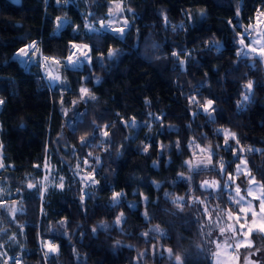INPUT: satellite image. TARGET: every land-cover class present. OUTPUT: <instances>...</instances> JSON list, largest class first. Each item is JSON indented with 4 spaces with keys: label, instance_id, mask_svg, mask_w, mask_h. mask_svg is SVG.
<instances>
[{
    "label": "trees",
    "instance_id": "16d2710c",
    "mask_svg": "<svg viewBox=\"0 0 264 264\" xmlns=\"http://www.w3.org/2000/svg\"><path fill=\"white\" fill-rule=\"evenodd\" d=\"M114 2L119 0H0V180L14 193L4 201L17 206L14 213L0 207V244L22 228L27 253L20 264H156L155 241L144 236L153 224L169 240L159 251L172 249L170 261L179 255L183 264H211L213 241L233 239L231 231L219 234L232 205L228 175L234 177L243 159L264 183V65L257 54L241 52L239 43V34H247L264 11V0H122L128 23L122 35L99 25ZM59 18L66 21L60 30ZM32 43L61 61L62 81L52 89L38 65L26 69L13 60ZM72 44L91 50V63L81 70L65 64ZM81 88L96 99L83 102ZM209 99L211 116L200 107ZM168 130L176 134L171 156L154 148L168 141ZM82 136L90 146L81 144ZM198 147L212 150V163L178 179L179 154ZM116 150L120 156L111 159ZM76 164L97 181L85 196L72 171ZM210 178L218 190L201 187ZM247 178L236 180L242 185ZM164 182L172 188L159 193ZM114 193L121 194L117 202ZM178 197L184 198L178 201L182 210ZM82 211L95 222L121 217L117 237L100 236ZM132 237L137 239L130 244ZM43 241L58 245V252H48Z\"/></svg>",
    "mask_w": 264,
    "mask_h": 264
},
{
    "label": "rangeland",
    "instance_id": "374dc122",
    "mask_svg": "<svg viewBox=\"0 0 264 264\" xmlns=\"http://www.w3.org/2000/svg\"><path fill=\"white\" fill-rule=\"evenodd\" d=\"M116 3L117 2L113 3L112 9H111L113 11V14H109V17L106 20L100 22L99 25H100V27L103 30H107V31H109V32H111L113 34L121 35L119 32L112 31L111 28L107 27V25L109 24L110 21L112 22V27L113 28L125 27V25H124L125 18L122 17L123 11H119V12L115 11ZM259 13L256 15V17L259 15ZM256 17H255V19H256ZM261 19H264V17H262ZM57 23H58V20H57ZM102 25H104V26H102ZM127 26H128V23H127ZM256 30L257 31L264 30V25L259 26ZM254 36H255V31L253 32V36L252 37H250L248 35V33L245 34L244 35L245 43L246 44H251V40H252V38ZM33 44H36V43H33ZM253 46L259 47V45H253ZM37 49H38V47H37ZM240 49H241V52H243V53L248 52L247 48H245L241 44H240ZM73 51L74 50L72 49V52ZM248 53H252V52H248ZM252 54H254V53H252ZM76 55L79 56L80 60L82 61L79 64V66H77V68H82V65L85 62L89 63L87 60L84 59L83 56H81L80 52H78V54L76 53ZM75 58L76 57H73V59H75ZM18 61L21 63V65L24 68L27 69L28 65H33V64L34 65H39L40 61H41V63H43L44 60H41L40 54H39V49H38V51L30 50V54H29L28 58H25L24 56H20L18 58ZM65 64L67 66L73 67V68L76 66V65H69L67 63V61L65 62ZM263 65H264V63H263ZM59 66H60V64H56V63L52 62L51 60H46L43 63L44 71H45V73H48V83H49L50 88L51 87H55L56 85H58L62 81L61 76H60V74L58 72ZM98 71L99 70L95 69V72H98ZM49 74H51L53 76H55V75L60 76V80L59 81L50 80L49 79ZM65 100H66V94L62 93L60 95L59 105L61 106L64 103ZM86 100H88L87 97H85L82 101L84 102ZM83 102L80 103V105H79L80 108L83 107ZM167 134L169 136L168 141L163 143V144H161V145H159V146H154V148L159 150V151H161V152H165L168 156H171V155L176 153L175 145H174V139L176 138V134H175L174 130H168ZM228 137H230V136H228ZM201 149H204V148L198 147V149H196L190 155L179 154L181 159H182V162L179 165L180 172H179L178 179L191 178L192 173H197L199 171H202V170L206 169L209 166V164H207V166L205 167V164L201 163V161H206V158H207L206 154H208L207 149L205 151H203V152L201 151ZM119 156H120V153H119L118 150H116L111 155V159H116ZM186 161H191L193 165H199V166L190 168L189 164H187ZM243 162H244V160L241 159L235 165L234 177H233L235 183H233V191H232V194L229 195V199H230V197H236V199H239V197L236 196V193L234 191L236 185H239L240 188H241V195L245 196V201L242 202V203H244L245 206H246L247 201H251V203L255 206V205L259 204V200L255 199V197L259 196L260 193L259 192H254L252 196H248L247 192H246V189H248L249 187L255 188L256 185H249L248 184L249 177L247 178L246 184H242V185L238 184L237 180H236V178L240 174H244L243 172H241L239 175H237V165H240L241 169H244L245 167L247 168V165L245 166V164ZM0 164H1V158H0ZM163 164H164V161L161 164V166ZM77 166H78V164H76L72 168V171L75 174V176L79 179V181L81 183V188H82V195L85 196L86 195V187L88 185H91V184H94V183H91L87 179L88 176L86 174H84V172L80 169V167H77ZM2 169H3V167H0V170H2ZM181 174H183V175H181ZM245 176L247 177V175H245ZM213 180L214 179L210 178L209 182H211ZM203 181H207V180L206 179L201 180L200 184ZM42 182H44L43 179H42ZM171 188H172L171 184H169L167 182H164V183L158 185V190H159L158 192L162 193L164 190L171 189ZM175 190H176V192L179 195L183 193V191L181 189L176 188ZM13 194L14 193L11 190L8 182L6 180H0V204H2L4 207H7L8 209L15 208V211H16L17 210V206H16L15 203H10V202H5L4 201V199L11 198L13 196ZM230 202L232 203L231 206L236 208V211H232L231 210V208H232L231 206H230L229 209L235 214L237 212V209L240 207V205L235 204L231 199H230ZM145 203H146V199L142 198L141 212H142V215L144 216V218L146 220H149L150 219L151 209L148 206H146ZM256 210L258 211L259 209L257 208ZM11 213H13V212H11ZM145 213H147V216H145ZM239 215L242 217L241 223H243L244 222L243 221L244 213H239ZM81 216L83 218H85V219H89L90 224L92 226H94V228L96 229L97 233L100 236H102L104 238H108V237L109 238H116L117 237V232H118V228H119V224L116 223L117 219L113 220V221H110V222H95L94 220H92L88 216V214L86 212H83V211L81 212ZM225 216H226V219L228 221L227 223L235 225L237 230H238V232H239V225L236 224L235 219L233 218V219L229 220L227 218L226 214H225ZM119 218L121 220V217H119ZM248 219L249 220L252 219L250 212L248 213ZM157 228L159 229V231L156 230ZM149 230H150V233H147V235L144 234V236L151 237L155 241L154 245H153V251L155 253L154 257H155L156 264H177V261H175V260H171L170 261L169 253H168L167 250L164 251L163 253H160V251H159L160 248L163 247V245L166 244L169 241L164 236L162 228L160 226H155V225L152 224L150 226ZM254 234L257 235L256 232H253L251 234V236L249 237V239H251L254 242L255 246H256L254 248H248V247H245V246H241V247L237 248L234 241L235 240H243V239H245L243 236H240V235H236L233 239L228 240V243H229V245H231V247L225 246L227 251L223 252L221 254L220 258H219L220 261H221V264H247L248 259H250L253 262H256V264H261V261L259 260V258H263L264 259V251H261L260 253H258L256 255H252L250 257H246L247 253L255 252L256 248L261 247V244L264 243V236H255V237H253ZM255 238H257V239H255ZM136 239H137L136 237L130 238V240H129L130 244H133L136 241ZM223 240H224V238H222V239L216 238L215 239V241H217V242H222ZM217 251H220V249H217L216 248V244L214 243V251H213V253L217 252ZM26 253H27V249H26L25 242H24V233H23V229L20 228L15 234L10 236V238L5 243L0 244V264H3V263L20 264L22 257ZM262 262H263V260H262ZM211 264H216V258L213 256V254H212V257H211Z\"/></svg>",
    "mask_w": 264,
    "mask_h": 264
},
{
    "label": "snow or ice",
    "instance_id": "6c2138e0",
    "mask_svg": "<svg viewBox=\"0 0 264 264\" xmlns=\"http://www.w3.org/2000/svg\"><path fill=\"white\" fill-rule=\"evenodd\" d=\"M115 11L116 12L123 11L122 0H119V2L116 3ZM109 14H113V11L110 10ZM237 15H239V11L237 12ZM262 17H264V11L259 13V15L256 17L255 22H254L253 25H250L248 28L245 29V31L248 33V35L250 37L253 36V32L255 31V36L252 38L251 44H246L245 43V38H244V35L242 33L239 34L240 35L239 43L241 45H243L245 48H247L248 52L256 53L260 57L261 62L264 63V30H259V31L256 30L259 26L264 25V19H261ZM124 25L127 26V20L124 21ZM57 26L58 27L60 26L59 21L57 23ZM102 26H104V25H102ZM107 27L111 28L112 31L119 32L121 35L124 32V27L113 28L111 21L109 22ZM253 45H259V47H255ZM72 49H74L75 51H73L70 55H68L66 57L67 63L69 65H77V66H79V64L82 62L80 60V57L76 56V52H80L81 56H83L85 60H87L89 63H91V57L89 55V52L91 50L88 49L87 45L80 46V45H77V44H72ZM84 49H86V50H84ZM30 50L38 51L36 44H31L27 48L20 49V51L17 53V56L28 57L29 54H30ZM248 52H245V55H247ZM116 54H117L116 51L113 50V51H110L108 53V56L111 58V57L116 56ZM173 55L177 56L178 54L174 52ZM238 55H239V53H238ZM73 57H76V58L73 59ZM44 59L45 60L52 59L53 62L56 63V64H60L61 63L60 60L55 59V58L45 57ZM181 63H183V62H181ZM49 79L52 80V81H59L60 80V76H58V75L53 76V75L49 74ZM97 83H99V81H97ZM245 87L249 91H251V89L253 87L252 81H249L245 85ZM80 92H81V99H84L85 97H87L88 99H91V100H95L96 99V97L93 94H91L87 88H81ZM244 99L248 100L249 96L245 95ZM192 102L199 104V102L196 101L195 98H192ZM3 103H4V101L2 99H0V105H2ZM73 103H76V102H73ZM213 103H214V101L209 99V100H207L205 102V105H200V107H202L203 110L205 112H208L209 115L211 116V113L215 111V109H213V107H212ZM67 111H68L67 109H64L65 115L67 114ZM105 128H107V126H105ZM102 134H103L104 137H108L109 136V132L108 131H104ZM225 136L226 137L227 136H231L233 139H235V133H230L227 130H225ZM80 142L84 146H90V142L84 136L81 137ZM236 143L238 144L239 141L237 140ZM225 144L226 145L228 144L227 139L225 140ZM146 150H147V147L145 148V151ZM201 151L203 152V151H205V149H201ZM249 151H251V149H249ZM207 152H208V155H207L206 161H201V163L205 164V167L207 166V164H211L212 163V155L214 154L210 148L207 149ZM88 155H91V153H89ZM86 162L87 161H85V163ZM186 163L189 164L190 168L199 166V165H193L191 161H186ZM243 163L245 164V166L247 165V161H244ZM0 167H3V165L0 164ZM77 167H79V165ZM219 167L221 169V172H223V167L224 166H223L222 163L219 165ZM241 172H243L245 175H247L249 177V180H248V184L249 185H256L255 188L249 187L248 189H246V192H247L248 196H252L254 192H259L260 195L255 197V199L259 200V204L254 206L251 203V201H247V204L245 206V204L242 203V202L245 201V196L241 195V188H240L239 185H236L234 191L236 193V196L239 197V199H236V197H230V199L235 204L240 205V207L237 209V212L235 214L230 209L226 210L225 214L227 215V218L229 220H231L233 218L235 219L236 224L239 225V232H238V230H237L235 225L228 224L226 226H220L219 234L221 236H224L226 231H231L232 238H234L236 235H240V236H243L245 238L243 240H235L234 241L237 248H239L241 246H245V247H248V248H254V247H256L254 242L251 239H249L251 234L253 232H256V234L258 236H264V183L258 182L256 180L255 176H253L251 174V171L248 170L246 167L244 169H241L240 165H237V175H239ZM181 175H183V174H181ZM87 179L91 183H97V181H95L94 177L91 176V175H89L87 177ZM228 179L232 180L233 183H235V181H234V179H233V177L231 175H228ZM28 187L29 188H34V187H36V185H34L32 183H29ZM57 187H59L60 189H63L64 188V184L61 182V183H59L57 185ZM201 187L217 189L218 190L219 189V182L215 181V180H213L211 182L204 181L203 184L201 185ZM46 190L47 189L45 188L44 191H46ZM120 195H121L120 193H114L113 196H112V200L114 202H117L118 198L120 197ZM166 195H167V193H166ZM183 199H184L183 197L176 198V200H177L176 206L178 208H181V210H182V206L178 203V201L183 200ZM194 202L199 203L201 205L205 204V202L203 200H199L198 198ZM2 206L3 205L0 204V207H2ZM257 208L259 209L258 211L256 210ZM9 211L14 213L15 212V208H10ZM204 212L206 214H208L207 206L204 207ZM249 212L251 213V217H252L251 220L248 219V213ZM239 213H244V216H243V221L244 222L243 223H241L242 217L239 215ZM122 215L123 214H121V216ZM145 216H147V213H145ZM208 219L210 221L212 219L210 214H208ZM219 219L220 218L218 216L217 217V221H219ZM116 223L117 224L120 223V218H117ZM156 230L159 231L158 228ZM93 232H95V229H93ZM145 235H147V233H145ZM209 235H210V233H209ZM228 240H229V238H225L222 242L213 241L216 244V248L220 249V251H217V252L213 253V256L216 258V264H221V261H220L219 258H220L221 254L223 252L227 251L225 246L231 247V245H229V243H228ZM117 243H119V241ZM42 244H43V246L45 248H47L48 252H51V253L58 252L59 246L54 244L53 242H51V241H43ZM167 251L169 253V256L172 257L173 256L172 249L169 248ZM261 251H264V243L261 244V247L256 248L255 252L247 253L246 257H250L252 255H256V254L260 253ZM45 255H47V253H45ZM174 259L177 261V264H183V261H182V259H181V257L179 255H176L174 257ZM247 264H256V262H253L250 259H248Z\"/></svg>",
    "mask_w": 264,
    "mask_h": 264
},
{
    "label": "built area",
    "instance_id": "2783aa9c",
    "mask_svg": "<svg viewBox=\"0 0 264 264\" xmlns=\"http://www.w3.org/2000/svg\"><path fill=\"white\" fill-rule=\"evenodd\" d=\"M39 54H40V58H41V60H44V61H43V63H44V62L46 61V60L44 59L45 56L41 53L40 50H39ZM49 60H51V61L53 62L52 59H49ZM43 63H41V61H40L38 67H39V69H40V72H41L42 78L44 79V82L46 83L47 87H48L49 89H52L53 87L50 88V86H49V83H48V73H45V71H44V67H43Z\"/></svg>",
    "mask_w": 264,
    "mask_h": 264
},
{
    "label": "water",
    "instance_id": "95a60500",
    "mask_svg": "<svg viewBox=\"0 0 264 264\" xmlns=\"http://www.w3.org/2000/svg\"><path fill=\"white\" fill-rule=\"evenodd\" d=\"M13 4H15V5H20V0H10ZM28 47V46H27ZM27 47H24V48H27ZM23 49V48H22ZM20 51V50H19ZM19 51H17L15 54H14V56H13V60H18V58L20 57V56H17V53L19 52ZM29 57V56H28ZM28 57H25V58H28ZM70 68H72V69H74V70H81V68H73V67H70ZM204 182V181H203ZM203 182L201 183V185L203 184ZM207 190L208 189H211V188H206ZM213 190H215V189H213ZM261 264H264V263H261Z\"/></svg>",
    "mask_w": 264,
    "mask_h": 264
},
{
    "label": "crops",
    "instance_id": "0c3cea01",
    "mask_svg": "<svg viewBox=\"0 0 264 264\" xmlns=\"http://www.w3.org/2000/svg\"><path fill=\"white\" fill-rule=\"evenodd\" d=\"M58 21H59V24H60V26L58 27V30H60L62 27H64V25L66 24V21L64 20V19H62V18H59V19H57ZM33 44V43H32ZM80 46H84V45H80ZM88 49H89V47H88ZM74 50V49H73ZM84 50H86V49H84ZM75 51V50H74ZM77 54H78V52H76ZM77 56V55H76ZM84 64H88V63H84Z\"/></svg>",
    "mask_w": 264,
    "mask_h": 264
},
{
    "label": "flooded vegetation",
    "instance_id": "af4514ba",
    "mask_svg": "<svg viewBox=\"0 0 264 264\" xmlns=\"http://www.w3.org/2000/svg\"><path fill=\"white\" fill-rule=\"evenodd\" d=\"M261 263H264V262L261 261Z\"/></svg>",
    "mask_w": 264,
    "mask_h": 264
}]
</instances>
